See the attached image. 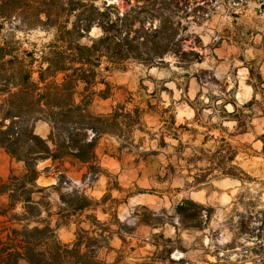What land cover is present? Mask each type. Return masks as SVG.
I'll return each instance as SVG.
<instances>
[{"label": "rangeland", "instance_id": "1", "mask_svg": "<svg viewBox=\"0 0 264 264\" xmlns=\"http://www.w3.org/2000/svg\"><path fill=\"white\" fill-rule=\"evenodd\" d=\"M4 1L11 2L0 0V5ZM168 1L165 12L175 25L179 23V34L186 39L183 49L193 46L202 55L201 62L180 64L167 55L155 66L129 60L106 72L101 58L97 80L110 83L111 96L96 97L91 111L110 114L119 105L124 112L137 110L139 124L132 134L123 125L121 135L101 136L93 166L75 164L59 188L34 194V200L45 206L40 219L55 229L61 243L69 244L79 228L89 229L96 218L93 228L98 233L99 228L108 230L106 243L101 241L108 247L98 252L107 264H264V155L256 139L264 134V84L260 83L264 81V0ZM88 2L97 8L112 5L119 13L142 4L138 0ZM25 20L37 24L36 17ZM37 26L26 29L21 20L1 21L0 42L13 40L20 56L30 53L38 60L54 41L55 31ZM100 35L94 26L80 42L90 44ZM103 88L100 83L95 90ZM4 98L0 95V110ZM232 101L244 120L247 114L255 117L250 129L245 126L247 132L221 117V105ZM187 102L198 109L191 122L182 120L187 116ZM247 102H252L251 107L242 109ZM226 105L231 112L232 106ZM49 130L46 122L35 123L34 132L40 137L46 138ZM233 152L230 162L227 158ZM100 159L135 169L138 179L120 186L117 175L101 167ZM49 164L39 162L36 169L43 171ZM235 165L250 179L240 182L218 176V168L229 170ZM23 167L0 147L3 182L21 174ZM208 167L212 170L205 172ZM196 175L202 183H195ZM56 182L50 170L41 172L36 184L45 187ZM72 190L90 200L88 209L73 213L60 200L73 198ZM182 199L204 206L198 217L200 228L180 224L173 207ZM140 201L146 207L136 204ZM3 202L5 198L0 197Z\"/></svg>", "mask_w": 264, "mask_h": 264}, {"label": "trees", "instance_id": "2", "mask_svg": "<svg viewBox=\"0 0 264 264\" xmlns=\"http://www.w3.org/2000/svg\"><path fill=\"white\" fill-rule=\"evenodd\" d=\"M9 1L0 5V22L21 20L26 29L38 25L54 30L55 35L38 60L30 53L20 56L17 42L13 40L0 42V95L5 97L0 110V147L24 166L21 174H12L7 182L0 179V197L5 198V202L0 203V264H107L98 257V252L108 247L103 244L108 230L99 228L98 233L93 228L98 223L96 218L89 229L77 230L72 243H61L55 229L40 219L45 206L34 200L33 195L60 187L67 179L65 162L71 167L75 164L93 166L101 136L121 135L123 125L127 133L132 134L133 127L139 124L137 110L124 112L119 105L110 114L91 111L96 97L111 96L110 83L97 80L101 58L105 59L104 70L108 72L110 66L129 60L151 67L172 55L178 63L189 65L201 62L202 55L193 46L190 50L183 49L186 39L179 34V23L175 25L165 12L168 0H138L141 5L136 4L122 13L104 3L97 8L88 2L90 0ZM32 17L37 18V24L25 20ZM154 20L158 21L155 26ZM94 26L100 29L101 35L90 39V44L81 43ZM35 64L36 70L33 69ZM249 73L253 74L251 69ZM34 74H37L36 79ZM58 75H61L60 81ZM258 79L261 81L259 74ZM100 83L104 88L95 90ZM197 98L198 95L195 100ZM226 104L233 106L232 112L225 110ZM251 105L252 102H247L241 108ZM239 111L232 101L223 103L220 113L222 118L236 122L238 129L247 132L245 126L250 129L252 114H247L244 120ZM38 121L49 125L46 138L34 132ZM256 139L261 141L264 155V134ZM219 141L224 143L225 140L221 137ZM215 154L220 156L221 151ZM234 158L235 152L227 160L231 162ZM44 161H49L50 165L38 171L37 164ZM218 169L221 177L240 182L250 179L236 165L229 170ZM50 170L56 174V184L38 186L40 173ZM205 170L210 172L212 168ZM194 181L203 182L197 175ZM71 195V199L60 197V200L72 208L73 213L89 208L90 200L82 193L72 190ZM204 210L203 205L191 199H182L174 207L180 224L186 228H200L198 217ZM31 222L35 223L32 227Z\"/></svg>", "mask_w": 264, "mask_h": 264}, {"label": "crops", "instance_id": "3", "mask_svg": "<svg viewBox=\"0 0 264 264\" xmlns=\"http://www.w3.org/2000/svg\"><path fill=\"white\" fill-rule=\"evenodd\" d=\"M229 105H231V104H229ZM226 106H224L225 110H226ZM184 107L187 109V116H185V118H182V120H188V121L191 122L194 118H196V116H198V109L196 107H194L191 102L185 103ZM207 108H208L207 110L209 111L210 107L207 106ZM232 108H233V106H232ZM203 109H205V108H203ZM262 118L263 117H258V119L260 121L262 120ZM254 120H255V117L252 116V119H251V121L249 123L250 126L253 124ZM261 122H263V121H261ZM98 163L101 165V167L106 168L108 172H112V173L117 175V180H118L120 186L131 185V184H133V182H135L138 179V172L135 169H133V168H128V169L121 168L118 163L113 162V161H109L108 159H100V162H98ZM64 167L66 169H68L66 175H67L68 178H70L69 174L72 172V170L75 167L74 166L71 167L68 162L64 163ZM82 167H84V166L82 165ZM55 184L56 183L51 184V185H55ZM147 199L150 200L151 198H147ZM136 204L141 206V207H146V205H147L145 202H141V201L137 202Z\"/></svg>", "mask_w": 264, "mask_h": 264}]
</instances>
